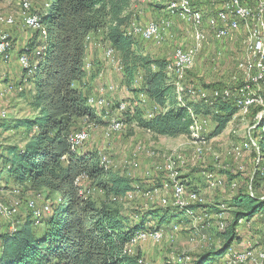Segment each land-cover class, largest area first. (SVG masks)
I'll return each instance as SVG.
<instances>
[{
	"label": "trees",
	"instance_id": "16d2710c",
	"mask_svg": "<svg viewBox=\"0 0 264 264\" xmlns=\"http://www.w3.org/2000/svg\"><path fill=\"white\" fill-rule=\"evenodd\" d=\"M130 1L46 0L42 11L36 12L38 17L33 14L38 19L37 31L20 54L34 66L23 78L25 70L16 88L18 99L33 116L0 121V133L11 132V138L0 144V179L43 195L49 211L39 216L40 210L28 204L39 217L28 210L13 229L0 232V264H142L139 250L130 248L133 237L146 229L189 221L186 210L194 213L192 205L185 211L174 206L125 207L127 195L135 190L133 179L104 166L97 149L77 151L71 146L79 120L99 122L96 110L88 104L91 92L85 80L91 74L84 68L86 40L91 36H100L117 54L122 82L139 100L129 106L125 119L139 129L165 137L189 136L197 118L203 117L211 124L206 134L211 138L223 132L237 110L233 99L186 100L190 95L174 82L177 76L173 79L167 72L171 60L144 52L136 41L139 36L131 34L133 25L143 24L135 23L126 11ZM143 99L147 110L140 106ZM253 126L255 144L262 150L264 114ZM258 159L246 188L240 186L226 204L231 219L217 233L221 245L197 254L192 264L219 262L239 239L238 221L264 217V197L251 188L264 183V158ZM181 183L197 192L191 179ZM51 197L55 199L50 203ZM150 222L154 227L146 228Z\"/></svg>",
	"mask_w": 264,
	"mask_h": 264
},
{
	"label": "rangeland",
	"instance_id": "374dc122",
	"mask_svg": "<svg viewBox=\"0 0 264 264\" xmlns=\"http://www.w3.org/2000/svg\"><path fill=\"white\" fill-rule=\"evenodd\" d=\"M163 1H132L138 6L135 12H129L135 23L144 24L152 21L159 25L158 42L137 37L136 41L142 50L152 56H162L167 61L172 59L176 48L195 50L191 66L183 69L180 74L173 75V79L177 76L178 81L174 82L183 88L182 92L190 95L186 100H198L204 96V100L213 99L212 91L222 88H227L235 96H240V90L235 89H239L244 80L237 65L240 62L251 61L253 57L245 42L249 35V24L242 22L237 31L230 32L223 40H217L212 30L205 25V21L201 27L196 28L191 22L188 23L166 10L169 1L178 0H167L164 3ZM189 1L193 8L204 12V15H211L210 9L216 8L213 4L217 3L211 0ZM25 2L29 6L27 13L36 15V12H41L46 4V0H0V17L10 16L13 20L10 25L0 21V30L8 37V47L0 53V121L33 116L16 94L22 74L26 70L27 74L23 75V78L28 77L32 70L30 68L34 66L29 57L20 54V49L28 38L37 31L24 24L22 12L25 11L23 7ZM195 29H200L204 35V42L199 47L193 43ZM89 38L86 40V46L97 53L101 62L106 63L118 78L120 75L121 81L106 86V90L114 94L113 100L90 93L88 99L91 97L93 101L88 104L96 110L99 122H89L87 119L77 122L75 126L77 132L73 134L83 132L86 135L85 140L79 145V150L97 149L99 158L100 155H104L109 159L108 168L124 172L133 179L135 190L126 197L127 208L154 210L174 206L179 211H185L186 208L190 209V205L193 206L194 213L188 215V210L187 214L185 213L189 221L185 219L170 227L143 230H159L160 240H139L133 237L130 242V248L139 250L142 264H192L197 254L221 245L217 237L219 229H222L220 225L231 219L226 204L240 186L246 188L248 178L256 171L253 164H258V157L262 155L264 158V146L261 150L255 144L257 131L253 126L254 121L259 120L264 114V80L252 87L251 93L245 90V94H251L254 101L246 108L236 106L237 110L231 115L223 132L214 137L206 138L212 127L209 120L203 117L197 118L189 136L153 135L125 119L129 106H134L139 100L135 99L134 93L122 82L117 54L113 51L107 57L106 51L110 47L101 41L100 36ZM41 42L44 44L45 38H41ZM22 55L28 59L30 64L28 68L20 63L19 58ZM87 60L86 70L91 71L92 62ZM102 76H104L102 72L96 75L100 80ZM141 102L140 106L147 110L145 100ZM119 104L124 105L122 109L118 108L121 106ZM114 121L120 124L115 126ZM10 134L11 132L0 133V144L11 138ZM196 149L201 150V155L196 153ZM253 154L257 157L254 158ZM170 160L174 161L172 169L166 168ZM189 179L192 180L197 192L181 183V180ZM174 183L183 186L185 202H188L186 196H189V193L197 195L196 201L185 206L175 204ZM251 188L252 192L264 197V183L257 189ZM43 197L25 192L11 182L7 183L0 179V206L7 209L0 212V232L13 229L28 210H31L35 218L39 217L42 211H49ZM51 199L50 203L55 198ZM31 202L40 210L39 216L33 214V209L28 205ZM146 226L154 227L151 222ZM237 229L238 241L233 242L228 247L230 249H227L226 255L213 264H264V217L255 215L246 223L238 221ZM245 251L248 252L247 255L239 257Z\"/></svg>",
	"mask_w": 264,
	"mask_h": 264
},
{
	"label": "bare ground",
	"instance_id": "6f19581e",
	"mask_svg": "<svg viewBox=\"0 0 264 264\" xmlns=\"http://www.w3.org/2000/svg\"><path fill=\"white\" fill-rule=\"evenodd\" d=\"M211 1H217V3L215 2V4H213L216 5V8L210 10L211 15L209 14L204 15L203 14L204 12H201L200 10L193 8L189 0H178L174 2H169L166 5V9L169 10L170 12L177 13L178 16L181 17V19L188 21V23L191 22L194 25L193 27L196 28L201 27L205 21V25L212 30V34L214 38H216L217 40H220L221 39L220 37L223 36V27L221 25V21L223 22L224 27H226L228 34L230 32L237 31L242 22L249 24L250 26L249 35L245 42L247 43L248 45L247 48L252 53L253 57L252 59H250L251 61L240 62L237 65L241 70V74H243L244 84L241 88L235 89V90H240L241 95L240 96L236 95L235 96L236 101H234L238 108H246L251 102L254 101V99L253 98L246 99L245 90L251 93L252 87L256 86L261 80H264V0H253L252 3L250 2V6L247 7V14L242 13V9L239 6V4H232V0H226V1L211 0ZM23 7L25 8V11L22 12V19L24 20V24L31 29H35L36 27H38L37 17H35L32 13H27L29 12V6L26 2L23 3ZM1 17H0V21H5V24L7 25H10L13 21L10 16L5 18H1ZM166 26H168V24ZM131 34H133L134 36H139L144 40H154L157 42L159 41L160 38L159 26H157L153 22H149V32H146V30L143 29V26L133 25L131 28ZM193 38H194L193 43H195L196 47H199L200 44L204 42L203 41L204 35L202 31H200V29L199 30L197 29L195 31ZM7 47H8V37L5 34H3L0 30V53L4 52ZM193 50L181 48V52H179L177 56H174V61H172L171 59V61L167 64V72L174 75L175 73H179V72L181 73L183 69L191 66V64L194 61ZM175 51L176 49L174 50V53ZM112 52L113 50L111 48H108L106 51L107 57ZM19 59H21L20 63L22 66L24 67L28 66L27 58L25 56H21ZM87 66L88 64L85 62L84 64L85 70ZM256 71L260 72V79H257ZM231 94L232 93L229 89L223 88L221 90H213L211 95L212 98L227 99V96H231ZM245 100L246 103H242V101ZM92 101L93 98L90 97L88 99V102L92 103ZM100 104L102 105V102H100ZM123 106L124 105L122 104L121 106H118V108L120 107V109H122ZM115 123H116L115 126H118L120 124L118 121H114V124ZM85 137L86 135L83 132H80L79 135L73 134L71 137L72 149L78 151L79 145L85 140ZM196 153L201 155V150L196 149ZM100 161L106 167L110 165L109 159L106 158L104 155H100ZM172 166H174V161L170 160V162L166 164V168L172 169L171 168ZM176 188L178 195L184 196L185 191L180 183L173 184V189ZM196 199H197V195L195 193L191 194V202H195ZM165 201L166 200L164 199V202ZM173 202H175V204L180 203L181 205L184 206L191 203V202L181 203L179 199H174ZM29 204L32 205V202ZM2 209L3 207L0 206V210ZM187 212L188 214H191V211L188 210ZM220 228H223V224L220 225ZM160 238H161V233L160 231L157 230H148L145 231L144 233L139 234L136 237V239L139 240L151 239L153 241H158L160 240ZM247 253L248 252L245 251L243 252V254L239 255V257L243 255L245 257Z\"/></svg>",
	"mask_w": 264,
	"mask_h": 264
},
{
	"label": "crops",
	"instance_id": "0c3cea01",
	"mask_svg": "<svg viewBox=\"0 0 264 264\" xmlns=\"http://www.w3.org/2000/svg\"><path fill=\"white\" fill-rule=\"evenodd\" d=\"M133 0L130 1L129 5L127 6V12H135L138 8L136 4H133ZM212 10V9H210ZM101 57V56H100ZM162 57V56H159ZM88 59V60H87ZM85 60L92 62V68H91V74H89L86 78L87 87L89 89V92L91 94H95L96 96H104L107 100L115 99V96L113 97V93L106 90V86L108 84L116 83L117 81H121L120 75L118 78V75L114 73L113 71H110L108 66H106V63H102L98 54L91 51L89 47L86 46L85 49ZM86 62V61H85ZM88 63V62H86ZM98 72H102L104 76H102L101 80L100 78L97 79L96 75ZM181 90L183 89L182 87ZM128 95L129 92H127ZM240 112V111H239Z\"/></svg>",
	"mask_w": 264,
	"mask_h": 264
},
{
	"label": "built area",
	"instance_id": "2783aa9c",
	"mask_svg": "<svg viewBox=\"0 0 264 264\" xmlns=\"http://www.w3.org/2000/svg\"><path fill=\"white\" fill-rule=\"evenodd\" d=\"M232 4H239V6L242 9V13L243 14H247V7L250 6V1H248V0H232ZM221 25L223 27V36L220 37V38L223 40L224 38H227L228 32L226 30V27H224L222 21H221ZM143 29H145L146 32H149V22H146V23L143 24ZM179 52H181V48H176V51H175V53L172 56V61H174V56H177ZM256 76H257V79H260V72L259 71H256ZM248 82H249V80H248ZM252 97L253 96L251 94H247L246 93V99H252ZM227 99H233L234 101H236L235 94H231V96H227ZM242 103H246V100L245 101H242ZM79 134H80V132L78 133V135ZM186 197H187V201L188 202H191V195H190V193H189V196H186ZM173 198L174 199H179V201L181 203L185 202L184 199H183L185 197L182 196V195H178L177 188L176 189H173Z\"/></svg>",
	"mask_w": 264,
	"mask_h": 264
}]
</instances>
